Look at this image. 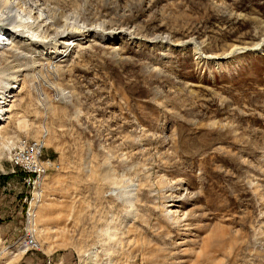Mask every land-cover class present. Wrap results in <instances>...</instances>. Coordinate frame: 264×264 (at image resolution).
Returning a JSON list of instances; mask_svg holds the SVG:
<instances>
[{"label":"rangeland","instance_id":"374dc122","mask_svg":"<svg viewBox=\"0 0 264 264\" xmlns=\"http://www.w3.org/2000/svg\"><path fill=\"white\" fill-rule=\"evenodd\" d=\"M7 1L138 35L47 58L53 41L25 32L3 53L0 79L26 83L0 149L43 139L55 162L28 218L40 249L10 264H264V0ZM1 10L4 45L18 18ZM6 149L0 253L28 193Z\"/></svg>","mask_w":264,"mask_h":264},{"label":"bare ground","instance_id":"6f19581e","mask_svg":"<svg viewBox=\"0 0 264 264\" xmlns=\"http://www.w3.org/2000/svg\"><path fill=\"white\" fill-rule=\"evenodd\" d=\"M9 2L7 0L2 1V3L0 4V10L1 9L2 10L8 9L9 12L12 13L11 15H14L18 18V21L16 23L17 24L16 25V31L14 33H12V35H11V37H12L11 42H9V44H4V45H2V42L4 40L3 38L6 34H8L10 32L8 29H6L5 24H0V41H2V42H0V64L2 62V59L4 58L3 55H5L3 53H6V51L10 50V49H7V47L10 45L11 46L15 45L17 43V41H21V40L25 39L26 37H24V35H23L25 32H34L36 36H41L43 39L39 40L40 41L39 43L45 42L47 38H48V41H53V46H51L50 50L47 51L45 54V56H48L47 58H52L53 55L54 56L56 55L57 57L58 56L61 57V55L64 54V49L69 48L70 46L74 47L76 45L75 44L76 42L80 43L81 41H86V39L89 37L99 39L100 41H102L105 44H111L114 41L118 40L119 37L126 36V35H129V36L132 35V36H134V38L138 37L137 34L128 32L127 30H124V29H113V30H109L110 32L106 33L105 31L108 30L109 27L107 26L106 28L103 27V28L99 29L98 27H100V26H98V25H101V24H98L97 25L98 27H96L95 25L88 22L89 24L83 25V23H82L83 26H78L79 24L77 25L76 24L77 21H76V22H74L75 24L73 23L71 25L67 22L68 21L67 18L70 17V15L69 16L66 15L68 17H64V18L63 17L54 18L50 14L46 15L45 10L42 8L39 9L37 7H33L31 9H29V8L27 10L21 9L20 11L14 12L15 11L14 6H11V4H10L11 2L10 3ZM11 10H14V11L12 12ZM62 14H63V12H62ZM76 16H78V15H76ZM22 19H24V20H22ZM72 20L74 21V18H72ZM139 36H141V35H139ZM161 36L156 35V36H153V38L146 37L147 39H144L143 41H145L147 44L152 45V44H155L152 41H154L155 39H160ZM141 38L138 40L141 41ZM27 40H28V38H27ZM190 42H191V40H188V41L182 40V41H175L173 43H176L177 45L178 44L188 45ZM160 43L162 44V42H158V44H160ZM260 43L263 44L264 39H262L261 42L255 44L254 47H259ZM34 44L36 45L37 43H34ZM94 44H96V43H94ZM245 49H247V47L233 46L231 48V50L228 53H224L223 56L232 55V54L234 55V53H236L240 50H245ZM112 51H114V50H112ZM109 53H112V52H109ZM69 54H70V52H69ZM112 54H115V53H112ZM16 70H18V69H15V72H13L11 74L10 80L6 81L5 78L0 79V93H2L5 89H7V91L0 96V125L2 126V124H3L2 127L0 126V130H2L4 125L8 124V121L11 119V114L13 112V108L15 106L17 108V105H15L14 102L18 101L17 98H18L19 94L22 93V88L24 86V83H26V82H24V79H19V77L21 76V73L23 75L24 71L23 70L16 71ZM27 71H29V69ZM60 75H62V74H60ZM60 79H62V78H60ZM14 89L16 91H14ZM19 128H20V126H19ZM9 141L6 140L5 145L2 144L4 146L0 149V154L4 153L5 148H7L6 150H8L12 146H14L16 143L13 141H10V142ZM43 144H44V142H43ZM43 182H44V180L42 181V185H43ZM31 207H30V209H31ZM30 209H29V217H30ZM32 215H33V213H32ZM32 217L34 219V215ZM29 225H30V223H29ZM31 228L34 229V227H31ZM34 241H35V239H34ZM6 247H9V246H6ZM24 252H25L24 248L19 244H16L15 246H13L12 248H9V249L4 248L3 251L1 252L2 254L0 253V256L4 257L6 259V261L2 264H10L12 262L19 260L20 257L23 256L22 254H25Z\"/></svg>","mask_w":264,"mask_h":264},{"label":"built area","instance_id":"2783aa9c","mask_svg":"<svg viewBox=\"0 0 264 264\" xmlns=\"http://www.w3.org/2000/svg\"><path fill=\"white\" fill-rule=\"evenodd\" d=\"M44 144L43 139L33 141L16 140L14 146L9 149L8 162L11 173H22L24 183L28 188L25 196V208L22 209L24 224L21 234L10 245L18 243L24 248V253L39 250L35 244V231L30 227L28 222L29 209L41 198L42 181L44 180L48 169L55 164L49 158L43 156ZM7 241V240H6ZM9 245V244H8ZM51 260L47 259L41 264H50Z\"/></svg>","mask_w":264,"mask_h":264}]
</instances>
